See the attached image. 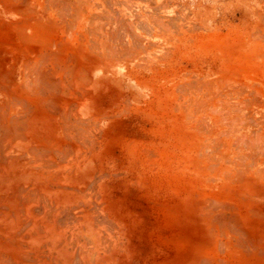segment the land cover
<instances>
[{"label": "rangeland", "instance_id": "1", "mask_svg": "<svg viewBox=\"0 0 264 264\" xmlns=\"http://www.w3.org/2000/svg\"><path fill=\"white\" fill-rule=\"evenodd\" d=\"M197 1L178 3L181 13L122 14L121 22L135 24L137 36L119 30V37L109 34V40L98 35V28L100 38L92 34L89 51L80 47L63 50L76 59L61 60L58 66L46 61L50 74L55 69L49 82L60 85H56L57 91L47 90L39 97L45 108L44 118L36 123L43 133L41 144L45 149L58 145L61 152L51 157L61 164L64 159L76 158L74 165L86 161L82 169L78 166V188L92 187L97 194L84 205L98 209L99 223L114 225V234L103 227L95 241L101 255L98 264L180 263L189 244L187 234L195 230L192 207L200 201L224 202L251 227L250 206L243 200L255 191L244 188L246 178L251 177L250 185L264 190V180H260L264 177V0H254L249 14L244 12V0H216L208 8L197 7ZM60 17L43 16L38 30L32 24L30 37L40 34L39 41L51 47L55 39H69L77 28L74 30L69 17ZM115 66L125 71L121 93L103 92L102 87L110 82L95 87V71L102 67L111 75ZM27 98L28 117L34 124L33 104L38 98L31 94ZM64 109L68 120L72 113L70 122L64 119ZM63 122L69 123L65 126ZM73 127L75 132L80 129L79 134ZM259 138L261 148L255 152L252 140ZM66 169L69 172L70 165L62 168ZM238 170L243 180L236 174ZM258 172L262 173L257 182ZM221 258H229V254L224 251Z\"/></svg>", "mask_w": 264, "mask_h": 264}, {"label": "bare ground", "instance_id": "2", "mask_svg": "<svg viewBox=\"0 0 264 264\" xmlns=\"http://www.w3.org/2000/svg\"><path fill=\"white\" fill-rule=\"evenodd\" d=\"M215 1L202 0L200 2L198 0L196 6L208 8ZM180 2L186 3L187 0H0V264H98V258L101 255L98 252L99 247L95 241H97L99 233L103 232V227L114 234V225L104 224L102 220L99 223V217L96 216V210L98 209L90 204L84 205L88 199L89 201L94 199L97 194L91 189L92 187H86L84 189L78 188V170L79 167L82 169V165L86 161H81L82 165H74L76 158L72 160L64 159V163L61 164L59 162L60 159L51 157L59 151L58 145L45 149V145L43 146V143L41 144V139H44L42 138L43 133L40 126L36 123L44 118L45 108L39 102L41 100L39 97H41L43 92L45 93V91L51 89V91L56 90L57 86L60 85H57L58 83L55 84V81H53L54 83L49 82V77L55 69L50 74L46 68V61H50L55 66H58V62L61 60L76 59V55H73V53L72 56L69 54L64 55L63 50H74L77 47L87 50L89 44L92 42L90 37L94 33L95 36H100V33L101 36L103 34L102 37L105 39L109 38V34H116V37H119L121 34L119 30L126 33L131 32L134 35L136 33L135 24L131 22L126 23V21L122 23V14L151 15L173 14L174 12L181 13L182 11L180 12L179 10ZM206 2L208 5H205ZM254 3V0L243 1L245 14H249L252 9L254 10ZM230 5L233 6L234 4L230 3ZM43 12L46 13L43 14ZM47 14H58L62 16L60 18H63V20L69 17L71 20L70 24L74 26V30L77 28L76 32L69 39L64 40L59 38L61 42L58 39L53 40L52 43L56 50L50 44H42L39 41L40 34L34 36L33 39L29 35L31 28H33L32 24L36 23L35 30H38V27L42 25L43 16ZM137 17L140 19V16ZM125 18L127 19V17ZM111 19L114 22H112L113 20L110 21ZM72 21H75V24ZM76 24H78L77 27L75 26ZM138 24L139 22H137ZM55 25L57 26L58 24L55 23ZM72 25H70L69 29ZM98 28L100 29L98 30ZM95 29L98 30V35ZM72 30L73 27L70 31ZM68 33L70 32L68 31ZM120 42H123V39ZM104 47L105 45H102V48L100 47L102 49L101 51L105 49ZM107 47L109 48V46ZM126 49L128 50V48ZM74 67L73 70H75ZM102 67H99L95 71V87L110 82L112 80L111 75H125V71L121 66H115L111 75H107ZM69 69L70 72L73 71L72 67ZM65 71L67 70L65 69ZM71 80L69 79V82ZM133 81L134 79H128L129 83ZM28 82L33 85V89L29 88ZM85 84L87 85V82ZM28 88L29 90H27ZM60 91L57 93L59 94ZM29 94L36 95L38 98V101L33 104L34 124H31L32 119L30 120L28 117L29 113L27 112L30 106V101L27 98ZM58 94H55V96ZM50 102H46L48 103L47 105ZM54 106H57V109H59L58 105L54 104ZM57 109L55 108V111ZM57 112L60 114L62 111L60 112L58 110ZM63 112L64 114H62L65 116V109ZM85 112L86 114L89 113L87 111ZM71 114L70 117L72 118ZM63 115L61 116L63 117ZM52 118L55 119V117ZM71 118L68 120V117H64L69 122ZM232 121L234 122V119ZM68 123H64L65 126ZM75 127H78V125ZM81 127L83 128V126ZM71 128L70 130L69 128L66 129L71 132ZM77 131L79 134L80 129ZM73 132H75V129ZM74 135H72L73 138L75 137ZM82 135L85 137L84 133ZM76 136L78 138L80 135ZM68 138L71 139V136L69 135ZM258 141H260V138L255 141L253 139L252 144L254 146L252 144L249 146H252L255 152L261 148L260 142L258 143ZM65 147L68 146L66 145ZM257 155L252 156L256 157ZM252 156H250V159ZM69 165V172H67V169L66 171L62 170L64 166L68 168ZM50 168L56 170H48ZM259 173L255 176L257 182L259 181L257 180ZM236 174H240L239 177H242L241 171ZM229 176L232 175H228L227 177L229 178ZM250 178H246L245 183L247 185L244 188L250 191V193L255 192L249 196H245L243 202L246 207L250 206L247 212L249 219L248 225L251 227L248 228L236 212L230 209L224 202L209 201L201 203L200 201L198 205L192 207V215L194 217V221L192 222L193 229L195 230L187 234V239L189 238V244H186L187 250L185 252L183 251L182 258L178 260L180 263L175 262L173 264H264V190L256 185H250ZM239 179L236 180L241 182V178ZM262 179L264 180V177L260 180ZM252 184H254L253 181ZM261 184L264 186L262 182ZM183 217L186 219L187 216L183 215ZM111 243L108 244L111 245ZM224 251L229 254V258H221ZM221 260H225L223 261L225 263Z\"/></svg>", "mask_w": 264, "mask_h": 264}, {"label": "crops", "instance_id": "3", "mask_svg": "<svg viewBox=\"0 0 264 264\" xmlns=\"http://www.w3.org/2000/svg\"><path fill=\"white\" fill-rule=\"evenodd\" d=\"M112 80L110 83H108L106 86L107 87H102L103 92L107 93H114V92H119L121 93V89H124L123 87L125 86L124 82H126L125 78H122L121 76H112ZM115 83V84H113Z\"/></svg>", "mask_w": 264, "mask_h": 264}]
</instances>
